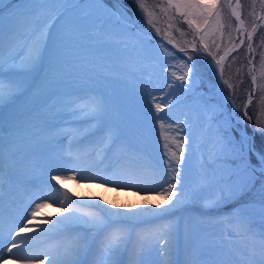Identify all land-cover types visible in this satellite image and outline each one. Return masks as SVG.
<instances>
[{
    "label": "snow or ice",
    "instance_id": "1",
    "mask_svg": "<svg viewBox=\"0 0 264 264\" xmlns=\"http://www.w3.org/2000/svg\"><path fill=\"white\" fill-rule=\"evenodd\" d=\"M135 3L159 34L155 12L145 0ZM8 5L13 7L6 15ZM104 5L105 0H0V264L9 260L13 264H44L45 260L48 264H264V129L258 127L249 135L239 127V121L235 127H217L214 138L202 145L208 151V159L200 165V178L189 184L181 173L190 166L193 119H200L201 110L215 111L210 101L199 100V109L189 103V94L195 93L197 83L196 65L189 63L193 59L189 55L181 63L179 74L173 71L172 80L167 83L169 89L180 91L184 98L176 99L174 92H169L171 98L167 100L153 99L154 114L149 108L151 119L161 130L166 157L163 163L168 166L166 171L158 167L147 150L131 138L136 135L135 120L112 106L107 88H97L99 84L107 86L129 77L135 80V73L123 64H105L103 57L87 59L90 46L84 43L86 39L120 47L117 35L105 33L102 26L96 29L98 13ZM259 5L264 12V0H259ZM153 8L166 17L169 28L174 27L177 17L181 18L192 39L186 40L179 50L186 54L188 46L192 52L202 50L215 61L223 79L224 60L244 44V39L239 44L232 43L218 59L208 41L213 37L212 45L218 52L221 45L216 38L223 40L227 28L228 38L232 39L233 19L234 30L244 36L247 30L240 0H164ZM225 8L230 10L227 22ZM255 8L256 0H252L253 22L251 31H247L249 52L253 51L257 28L264 26L256 24V20L264 22V15L256 14ZM109 13L128 22L119 8H104L105 16ZM87 24L93 26L94 34L85 35ZM177 31L182 37L187 35ZM165 36L170 38L171 33L165 32ZM169 43L177 47L171 38ZM261 45L264 46V38ZM162 51L175 58L166 45ZM261 67L264 68V54ZM251 80L254 92L257 77L252 75ZM224 83L233 88L227 80ZM251 103L250 93L245 110ZM182 104L194 114L189 118L186 112L183 123L180 117L173 120L167 114L159 115ZM37 128L47 134L43 142L60 146L57 157L62 167L49 172V179L41 181L42 190L33 193L25 204L21 196L37 187L31 179L35 168L31 146L41 135ZM166 128L176 135L165 134ZM185 145L189 157L185 156ZM226 158L228 171L240 178L239 183L233 182L231 175L217 180L215 165ZM149 177L158 182V190L136 188L137 183ZM65 180L117 189L136 188L137 192L155 191L171 207L125 213L110 211L98 201L77 203L66 190L57 187ZM254 191L260 196L258 204L237 206L242 194ZM201 201L205 209L216 215L202 213L186 220L182 250L179 222L170 217ZM230 203V211H220ZM52 205L68 214L56 220H38V212ZM254 208L258 212H253ZM161 220L168 222L151 230L135 231L140 225ZM193 224L200 227L199 236L191 228ZM25 232L36 234L26 237L22 235Z\"/></svg>",
    "mask_w": 264,
    "mask_h": 264
},
{
    "label": "rangeland",
    "instance_id": "2",
    "mask_svg": "<svg viewBox=\"0 0 264 264\" xmlns=\"http://www.w3.org/2000/svg\"><path fill=\"white\" fill-rule=\"evenodd\" d=\"M108 2L113 9L114 7L119 8L120 12H122L125 16H129L131 18V22L135 20L136 27L132 26L129 22L125 23L119 20L117 16L111 15L110 13L109 15L105 16L104 8L112 10L109 4H107V2L105 1V5L100 8V11L98 13L100 19L97 21L96 29L102 26L105 33H112L117 35L119 37V40L121 41L120 47L117 49L115 47L105 45L103 40L86 39L84 43L90 46L87 49V52L90 54L88 55L87 59L89 61H92L98 60L100 57H103V62L105 64H116L117 66L123 64L126 68H129L130 71H133L135 73L136 79L133 80L131 77H129L127 81L118 80L112 82L107 86L99 84L97 85L98 90L104 91L105 88H107V90L110 92V103L114 108L117 107L122 102V100H124L134 92H138L144 96H147L148 98H151L152 101L153 99H155L160 102L161 97H163L164 100L171 98L167 95V93L169 92H174L176 99H183V94L178 90L174 91L173 89H169L167 87V83L172 80L171 73L173 71H176L179 74L181 70V63L183 61H186L187 57L190 54L188 52L186 54L183 51L177 50V48L172 47V43H169V39L171 38L173 42L180 47L183 45V43L181 42L183 40V37L180 35V31H177L178 28L176 20L174 21V27L169 28L166 17L160 14L158 8H153L154 5L162 4L164 0H145L146 5H148L149 8L152 9L156 14L154 23L161 30L159 34L155 33V29L147 23V18L139 9L138 5L135 3V0H108ZM241 2L245 5L248 4V0H241ZM233 3H235V0H233ZM259 9L260 7L256 8L255 11H258ZM252 11L250 13H252ZM129 12H131V15L129 14ZM5 14L7 15L6 12ZM134 14L136 16L135 18L133 17ZM258 15H262V13H259ZM177 19L181 21V18L177 17ZM249 20L251 22L253 21V16L251 14L249 15ZM255 22L257 25L262 23V21L260 20H256ZM146 25H148V28L146 27ZM232 25L235 29L236 24L234 21L232 22ZM85 27L88 30L85 35H88L89 33L94 34L95 29L91 24H87L85 25ZM148 29L150 30V32L152 31L153 34L159 35L163 41L167 40L169 45L161 42V40L157 37H153V39H151ZM247 31L244 35H247ZM165 32H170L171 37H166ZM238 34L241 35L240 33ZM254 35L252 40V52H256L258 47V44L254 41ZM212 39L213 37H210L209 41L212 42ZM216 39L219 38L217 37ZM245 39H247V36H245L244 40ZM208 43L210 47H214L212 43ZM163 45H166L167 48L175 54L174 59L163 54ZM260 46L261 41L259 43V47ZM182 54H185L187 57ZM190 56H192L193 59L189 63L195 64L196 69L202 71L204 75L205 82L210 90V94L213 95V97L210 98V104L215 106V111L204 113L201 110L198 112L200 119L198 121L193 119V123L195 125L193 131L194 143L191 148L190 166L188 167V169L183 170L181 173V175L189 184L199 180L201 174L200 165L203 161L208 159V151H206L205 148L202 147V145L206 141L214 138V132L217 127L223 129L227 126H236L237 122L231 119V113H233L234 115L236 113V115L242 118V120L244 115L243 113L239 114L236 111L234 112L235 107L233 106L231 108L230 105L226 103L223 98H221L222 96L219 90L217 89V87H215V82L208 76V71H211L208 60H203L194 55ZM126 83L127 86H125ZM175 83L178 84L179 81H175ZM199 100H204V98L197 95L189 98V103L193 109H199ZM238 101H241V99L239 97L235 98V102ZM173 103H175V101H173ZM186 112H188V106L182 104L175 109H165L164 114H167L173 120H175L177 117H180V122L183 123ZM193 115L194 114L192 112H188L189 118H192ZM59 123L65 122L59 121ZM210 125L211 129L209 127ZM239 127H241L240 124ZM148 130L149 131L147 132H141L142 134H144V138L149 141V144L142 148L147 150L151 157L157 162L158 167L162 166L166 171L168 166L167 164L163 163V160L166 159V157L163 156L164 141L160 138L161 130L157 129L160 130L158 131L159 135H156L157 131H150V128H148ZM244 130L247 131L249 135H251L248 130ZM36 131L41 132V128H37ZM165 134H169L170 136L176 135L175 132L167 128L165 129ZM46 135L47 134L45 132H41V135L38 138V142L31 146L32 150L35 152V168L31 179L35 180L37 187L31 188L27 195L21 196V199L25 204L28 202V198L33 193L42 190L43 185L41 181H46L49 179L47 174L49 172L57 171L60 167H62V165L58 163L57 157V152L59 151L60 146L55 143L43 142ZM177 139H179V137H177ZM134 141L138 144L136 140ZM64 146L66 151V145ZM169 146L172 148V150H176L175 146L171 143L169 144ZM185 148V156L189 157V152L187 151L188 145H185ZM207 148L210 149L211 144H208ZM181 168L183 169V165H181ZM215 168L217 169V180H219L221 176L227 178L229 175H231V179L233 182H240L239 177H237L236 175H232L228 171L229 163L227 162V158L224 162L215 165ZM68 174L72 175L73 173ZM81 183L83 182L65 180L62 184L63 188H61L62 185H57V187L60 188L61 191H65L67 187L73 186L72 188L74 189V193H67L77 203L83 201H98L102 206L108 207L110 211H121L125 213L147 209L162 211L165 208L171 207V205L166 203L165 199L158 196L155 191H136V188L158 190V182L152 180L150 177L145 178L141 182L137 183L136 188L129 189H117L115 187L107 185L101 186L99 183H87L88 185L85 188H82ZM76 187L77 189H75ZM164 187H167V185H164ZM259 200L260 196L256 192H252L247 196H245V194H242L239 197V204H237V206H244L249 202H255L256 204H258ZM203 203L204 202L201 201L200 204L189 205L185 210L177 211L174 216L170 217L171 220L178 221L182 224L183 238L186 228L185 222L190 217H200L202 213H209L210 215H214V212H210L209 209H205L203 207ZM231 206V203L223 206L220 211H230ZM252 211L258 212V208H254L252 209ZM67 214L68 213L66 212H61L58 205H52L40 210V212H38L37 214V219L40 220L50 218L51 220H56ZM255 219L257 221V225H259V216H255ZM167 222V220H161L156 223L143 224L137 227L135 231L151 230L162 224H166ZM47 226L50 225H41V227ZM191 228L194 230L197 236L200 235L201 229L198 225L193 224L191 225ZM22 235L27 237V232L22 233ZM50 243H52V241H50ZM36 264H39V261H37ZM44 264H48L47 260L44 261Z\"/></svg>",
    "mask_w": 264,
    "mask_h": 264
},
{
    "label": "trees",
    "instance_id": "3",
    "mask_svg": "<svg viewBox=\"0 0 264 264\" xmlns=\"http://www.w3.org/2000/svg\"><path fill=\"white\" fill-rule=\"evenodd\" d=\"M190 37L192 39V35ZM256 37L260 39L259 41H261L262 38H264V30L262 31V34H259ZM245 57H246L245 49L242 48V50L236 54L234 63L231 64L229 68H227L226 70V75L230 78L231 80L230 84H232L233 86L235 81L237 80V76L241 78L242 74L246 73L243 63L245 61ZM257 78H258L257 87L255 89L254 98L252 100V103L248 106L247 111L253 129H256L258 127L260 129H264V87H260V85H264V68L262 67L258 68ZM243 85L244 83L240 81L238 88L243 87ZM256 137L257 140L260 139L259 131L256 133Z\"/></svg>",
    "mask_w": 264,
    "mask_h": 264
},
{
    "label": "bare ground",
    "instance_id": "4",
    "mask_svg": "<svg viewBox=\"0 0 264 264\" xmlns=\"http://www.w3.org/2000/svg\"><path fill=\"white\" fill-rule=\"evenodd\" d=\"M82 184V188H85L86 187V185H87V183H81ZM75 189H77V187L75 188ZM28 234L29 235H33V232H28ZM55 241H52V243H54ZM37 252H39V249H37L36 250ZM5 255H7V253L5 254ZM7 264H13V262L11 261V260H9L8 262H7Z\"/></svg>",
    "mask_w": 264,
    "mask_h": 264
}]
</instances>
